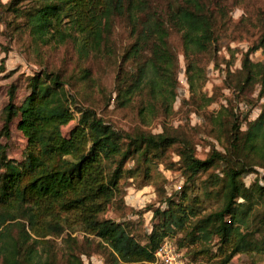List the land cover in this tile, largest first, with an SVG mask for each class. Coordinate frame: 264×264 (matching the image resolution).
Listing matches in <instances>:
<instances>
[{"label": "trees", "instance_id": "16d2710c", "mask_svg": "<svg viewBox=\"0 0 264 264\" xmlns=\"http://www.w3.org/2000/svg\"><path fill=\"white\" fill-rule=\"evenodd\" d=\"M25 1L27 5L22 4ZM223 9L221 0H0V18L5 12L22 18L33 40L43 45L72 41L81 58L108 50L114 19H123L133 37L125 59L136 67L127 84L120 82V104L146 90L164 109L171 108L176 98L178 58L167 41L170 31L180 36L194 99L196 87L205 80L199 57L217 41ZM258 49L264 52V31L242 55L236 90L264 83V65L249 58ZM81 70V79L88 80L89 70ZM65 84L58 71L43 69L28 78L30 92L21 105L14 101L13 86L8 91L1 132L8 136L10 122L19 117L17 128L27 144L21 163L8 159L6 146L0 144V264H53L46 237L64 230L96 237L114 259L125 263L153 262L164 239L182 251L187 244L216 237L222 264L239 252L264 253V211L252 213L264 200V184L256 180L246 186L242 179L253 165L264 169V109L247 122L245 131L238 121L241 111L232 113L225 151L213 148L200 159L190 139L170 135L166 127L158 133L117 128L88 106L76 107V123L63 134L61 127L75 119ZM201 97L206 105L214 99ZM173 144L178 145L187 180L220 167L221 175L210 174L205 188L219 185L223 201L201 214L204 208L200 210L198 196L168 198L165 208L152 210L154 223L141 243L129 224L100 215L120 193L122 177L146 173L148 164L162 158ZM129 160L134 165L125 169ZM185 223V237L174 240L172 230Z\"/></svg>", "mask_w": 264, "mask_h": 264}, {"label": "rangeland", "instance_id": "374dc122", "mask_svg": "<svg viewBox=\"0 0 264 264\" xmlns=\"http://www.w3.org/2000/svg\"><path fill=\"white\" fill-rule=\"evenodd\" d=\"M6 3L9 0H1ZM224 4V22L219 19L218 39L209 51L199 57V64L205 70V80L196 87L194 99L190 97L178 33L170 31L167 41L177 55L176 98L171 108H162L158 97H149L147 91L132 96L124 105L120 104L117 89L120 82L135 73V64L125 59V52L133 41L123 19H114L108 50L86 58L78 56L72 41L62 44L43 45L33 40L25 29L23 19L10 12L0 18V144L6 146V155L15 163L25 159L27 140L17 128L19 117L9 124V135L1 132L3 108L8 101L11 86L15 90L14 101L21 105L30 90L27 81L34 73L43 69L58 71L65 88L71 94L75 119L61 127L63 134L76 123L77 106L92 107L96 113L114 127L125 130L143 129L153 133L163 131L177 137L191 140L195 155L204 159L211 150L225 151L230 139L232 113H239L241 131H245L248 121H253L264 109V83H249L243 90H236L241 59L249 47L256 44L264 28V0H221ZM27 5V1L22 3ZM253 62L264 65V52L258 49L250 53ZM82 68L89 70V79L82 80ZM205 97L213 96L210 104ZM151 108L150 112H146ZM146 112V113H145ZM238 113V112H237ZM264 146V140L261 143ZM178 145L168 147L165 155L149 163V169L137 172L133 177L120 179V193L100 216L129 224L136 238L143 243L154 223L152 210L165 208L166 200L172 198L191 199L198 196L201 212L218 208L223 201L222 192L216 187H206L210 174H219L220 167H211L187 180L177 155ZM264 162V160H262ZM129 160L125 169L133 167ZM253 171L244 174L246 186L256 180L264 184V169L253 165ZM145 173V174H144ZM264 200L259 201L253 212L264 211ZM188 225L175 227L172 238L179 241L185 237ZM261 235V234H257ZM255 235V236H257ZM49 241L53 264H158L153 262L125 263L114 259L111 250L99 239L80 231L64 230L46 237ZM101 243L99 245L98 243ZM187 264H222V253L217 246V238L197 241L185 246L182 251ZM225 264H264V253L239 252Z\"/></svg>", "mask_w": 264, "mask_h": 264}, {"label": "built area", "instance_id": "2783aa9c", "mask_svg": "<svg viewBox=\"0 0 264 264\" xmlns=\"http://www.w3.org/2000/svg\"><path fill=\"white\" fill-rule=\"evenodd\" d=\"M155 261L158 264H185L182 252L176 249L170 239L161 242L155 252Z\"/></svg>", "mask_w": 264, "mask_h": 264}]
</instances>
